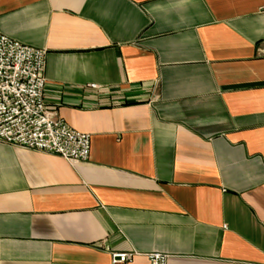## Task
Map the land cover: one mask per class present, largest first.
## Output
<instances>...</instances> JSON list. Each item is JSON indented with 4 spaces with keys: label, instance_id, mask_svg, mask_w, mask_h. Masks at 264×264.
<instances>
[{
    "label": "crops",
    "instance_id": "obj_1",
    "mask_svg": "<svg viewBox=\"0 0 264 264\" xmlns=\"http://www.w3.org/2000/svg\"><path fill=\"white\" fill-rule=\"evenodd\" d=\"M262 3L0 0L91 149L0 142V264H264Z\"/></svg>",
    "mask_w": 264,
    "mask_h": 264
},
{
    "label": "built area",
    "instance_id": "obj_2",
    "mask_svg": "<svg viewBox=\"0 0 264 264\" xmlns=\"http://www.w3.org/2000/svg\"><path fill=\"white\" fill-rule=\"evenodd\" d=\"M46 54L0 33V142L54 154L73 166L88 160L90 135L69 127L46 106ZM133 254L111 253L112 263L124 264ZM147 257L150 264H166L168 256L153 252Z\"/></svg>",
    "mask_w": 264,
    "mask_h": 264
}]
</instances>
